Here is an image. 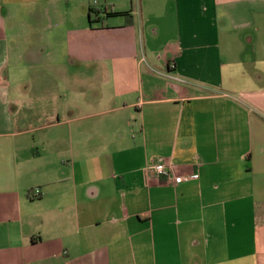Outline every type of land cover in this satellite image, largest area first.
<instances>
[{"label": "crops", "instance_id": "obj_1", "mask_svg": "<svg viewBox=\"0 0 264 264\" xmlns=\"http://www.w3.org/2000/svg\"><path fill=\"white\" fill-rule=\"evenodd\" d=\"M91 4L0 0V264H264V0Z\"/></svg>", "mask_w": 264, "mask_h": 264}, {"label": "built area", "instance_id": "obj_2", "mask_svg": "<svg viewBox=\"0 0 264 264\" xmlns=\"http://www.w3.org/2000/svg\"><path fill=\"white\" fill-rule=\"evenodd\" d=\"M91 6L93 8H98L100 6L99 0H92ZM146 169L153 171L154 173H156L159 176H164V177H168L169 176V172H168L166 166L163 163H157V164H153V165H150V166H146ZM197 178H198L197 174H193V175H189V176H176L173 179V182L175 184H177V183H181V182H184V181H187V180H194V179H197ZM30 193H31L32 196H38L39 193H40L39 188L33 189Z\"/></svg>", "mask_w": 264, "mask_h": 264}, {"label": "trees", "instance_id": "obj_3", "mask_svg": "<svg viewBox=\"0 0 264 264\" xmlns=\"http://www.w3.org/2000/svg\"><path fill=\"white\" fill-rule=\"evenodd\" d=\"M87 14H88L90 23L98 21L101 14H104V15H120V16H123L125 19H128V17H130L128 12L109 13L106 11V8L99 9V8H93L92 6L88 7ZM91 17H93V19H91Z\"/></svg>", "mask_w": 264, "mask_h": 264}, {"label": "rangeland", "instance_id": "obj_4", "mask_svg": "<svg viewBox=\"0 0 264 264\" xmlns=\"http://www.w3.org/2000/svg\"><path fill=\"white\" fill-rule=\"evenodd\" d=\"M89 4V3H88ZM243 47H245V44H240V42L238 44H236V48L233 50V52H239ZM143 54V52H142Z\"/></svg>", "mask_w": 264, "mask_h": 264}]
</instances>
